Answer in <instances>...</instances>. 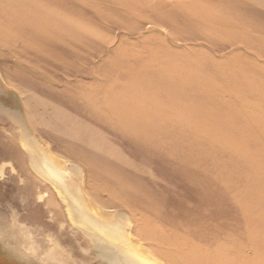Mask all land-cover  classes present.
<instances>
[{
	"label": "rangeland",
	"instance_id": "rangeland-1",
	"mask_svg": "<svg viewBox=\"0 0 264 264\" xmlns=\"http://www.w3.org/2000/svg\"><path fill=\"white\" fill-rule=\"evenodd\" d=\"M92 1L0 0V264H264V40Z\"/></svg>",
	"mask_w": 264,
	"mask_h": 264
},
{
	"label": "crops",
	"instance_id": "crops-1",
	"mask_svg": "<svg viewBox=\"0 0 264 264\" xmlns=\"http://www.w3.org/2000/svg\"><path fill=\"white\" fill-rule=\"evenodd\" d=\"M95 1V0H94ZM93 4V2L91 0ZM96 5L101 3L102 0H96ZM166 3V8L162 9V15H175L177 19H181L183 22L185 20L189 21L190 23L197 24L200 22H208L211 20V14L210 9L214 6H224L225 8H230L232 10L233 7L239 8L241 12V21L237 22L238 26L236 25H225L223 28L225 30H235L240 31L245 36L251 38L252 40L258 41L259 39L264 40V34L260 31L264 30V0H176V1H170V0H146L145 1V9H146V19H150L151 16L156 15L157 11L155 7L159 4ZM103 4V3H102ZM96 7V6H95ZM93 8V10L95 9ZM99 8V6H97ZM95 11V10H94ZM209 12L210 17L206 18V13ZM102 12H99V10L94 14L96 17V23H92L93 27L92 30L94 31L93 36V44L95 45H101V43H104V25L102 26ZM100 16V24H99V18ZM231 21V20H229ZM210 23V22H209ZM156 23L154 21L151 23L148 22L146 25V30H150L155 28ZM212 24V23H211ZM210 24V25H211ZM215 28L216 24H214ZM169 28V26H166ZM161 28H164L161 25ZM214 28V29H215ZM222 28V27H220ZM100 31H103L102 33ZM115 37L117 40L120 37L121 34V28L119 27L117 30H114ZM115 45V44H114ZM99 56V55H98ZM104 57V54L101 55V57L96 58V64L97 62H101L102 58ZM2 64V63H1ZM77 74L75 78H84V79H94L95 77L91 74ZM6 75L4 74L3 68L0 67V78H5ZM110 243V242H109ZM110 248L112 252L116 255V259L119 260L120 264H124L121 260L120 253L116 251V249L112 246L110 243ZM115 251V252H114ZM118 257V258H117Z\"/></svg>",
	"mask_w": 264,
	"mask_h": 264
},
{
	"label": "bare ground",
	"instance_id": "bare-ground-1",
	"mask_svg": "<svg viewBox=\"0 0 264 264\" xmlns=\"http://www.w3.org/2000/svg\"><path fill=\"white\" fill-rule=\"evenodd\" d=\"M51 157V156H50ZM46 159V158H45ZM53 160V159H52ZM46 161L48 162V160L46 159ZM47 162H46V164H47ZM49 164V163H48ZM53 164H54V161H53ZM60 164H64V163H62V162H59V165ZM50 165V164H49ZM57 165V164H56ZM48 167V166H47ZM51 171H52V168L49 166L48 167ZM87 198V197H86ZM86 200H88V199H86ZM92 204V203H91ZM91 206V205H90ZM93 206H94V204H93ZM93 208V207H92ZM96 208V207H95ZM89 210H92V209H89ZM97 211H98V208H97ZM99 212V214H100V211H98ZM87 215V214H86ZM85 215V216H86ZM95 215V214H94ZM96 216V215H95ZM105 216V215H104ZM102 217V216H101ZM100 217V218H101ZM112 219V218H111ZM110 220V219H109ZM87 221H90L89 219H87ZM96 222V221H95ZM104 222V221H103ZM97 223V222H96ZM123 223V222H122ZM125 223V222H124ZM130 224V223H129ZM127 226V225H126ZM107 239H108V241L112 244V246L116 249V251H118V253H120V258H121V260H122V262L124 263V264H140V263H137L135 260H133V256L132 257H129V255L128 254H126V253H124V252H122V251H120V250H118V248L116 247V243H115V240L113 239V237H111V236H108V237H106ZM132 241H133V239H132ZM138 241V240H137ZM105 248V247H104ZM143 248V247H142ZM142 253L144 254V256H146V257H148L149 259H151L152 261H154L155 263H159V262H157V260L155 259V258H153V257H151L147 252H145V251H143L142 250ZM136 256H138V255H136ZM136 256H135V258H136ZM142 264V263H141Z\"/></svg>",
	"mask_w": 264,
	"mask_h": 264
}]
</instances>
